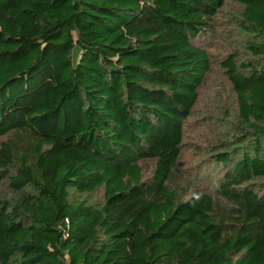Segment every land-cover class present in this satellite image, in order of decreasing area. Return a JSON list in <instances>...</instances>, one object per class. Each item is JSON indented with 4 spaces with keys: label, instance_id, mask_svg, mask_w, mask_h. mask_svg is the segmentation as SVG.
Instances as JSON below:
<instances>
[{
    "label": "trees",
    "instance_id": "trees-1",
    "mask_svg": "<svg viewBox=\"0 0 264 264\" xmlns=\"http://www.w3.org/2000/svg\"><path fill=\"white\" fill-rule=\"evenodd\" d=\"M226 1L0 0V264H264V0L223 63L241 154L213 194L173 185Z\"/></svg>",
    "mask_w": 264,
    "mask_h": 264
},
{
    "label": "rangeland",
    "instance_id": "rangeland-1",
    "mask_svg": "<svg viewBox=\"0 0 264 264\" xmlns=\"http://www.w3.org/2000/svg\"><path fill=\"white\" fill-rule=\"evenodd\" d=\"M241 10L236 0H227L216 14L212 33L205 40L204 45L211 61L210 71L198 90L191 115L183 124L180 157L173 170V185L181 188L185 198L195 191L214 193L216 177L223 169L214 162L212 155L226 151L237 157L241 154L234 137L239 136L244 129L238 120L236 94L223 69V63L228 58L237 54L240 60L244 58L240 46L246 36L238 26ZM77 55L75 52V59ZM141 166L144 178H149L154 170L153 162H142ZM103 197L104 191L99 189L88 197L79 198L101 204ZM0 198H13L7 178H0Z\"/></svg>",
    "mask_w": 264,
    "mask_h": 264
}]
</instances>
